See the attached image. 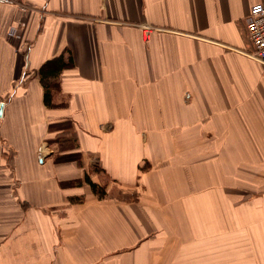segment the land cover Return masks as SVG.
<instances>
[{
  "label": "crops",
  "instance_id": "crops-1",
  "mask_svg": "<svg viewBox=\"0 0 264 264\" xmlns=\"http://www.w3.org/2000/svg\"><path fill=\"white\" fill-rule=\"evenodd\" d=\"M254 3H0V264H264Z\"/></svg>",
  "mask_w": 264,
  "mask_h": 264
},
{
  "label": "built area",
  "instance_id": "built-area-1",
  "mask_svg": "<svg viewBox=\"0 0 264 264\" xmlns=\"http://www.w3.org/2000/svg\"><path fill=\"white\" fill-rule=\"evenodd\" d=\"M22 0H0L3 4L21 3ZM246 36L251 44L250 56L264 62V3H254L250 6L245 24ZM149 29L144 33L148 35Z\"/></svg>",
  "mask_w": 264,
  "mask_h": 264
},
{
  "label": "rangeland",
  "instance_id": "rangeland-1",
  "mask_svg": "<svg viewBox=\"0 0 264 264\" xmlns=\"http://www.w3.org/2000/svg\"><path fill=\"white\" fill-rule=\"evenodd\" d=\"M61 149H62L61 147L58 148V147H55L54 145L52 146L51 144H48V145L45 144V145L40 146L38 148L37 158L42 159V158H45L47 155H49V156L51 155V156H54L55 159H58L59 163H62L61 160L64 159L67 162V161L72 160L73 156H75V154H69V155L63 154ZM75 159H76V157H75ZM98 175L101 176L103 182H106L104 177H102V174L100 172H98ZM115 190L116 189H114L113 191H115ZM95 193L99 197L105 198V199H108V198L112 197V195H113L111 192L109 194L106 193L105 186H103V185H97ZM124 193H126V192H124ZM126 195L127 194H124L123 197H126Z\"/></svg>",
  "mask_w": 264,
  "mask_h": 264
},
{
  "label": "trees",
  "instance_id": "trees-1",
  "mask_svg": "<svg viewBox=\"0 0 264 264\" xmlns=\"http://www.w3.org/2000/svg\"><path fill=\"white\" fill-rule=\"evenodd\" d=\"M64 66H65V62L62 61V58L60 56L55 58L53 61L47 62L44 65V67H42L40 70V79L42 83L43 84L46 83L45 82L46 78L56 76L59 73L60 69H62ZM44 99L47 101V94L46 97H44ZM87 181L90 187L92 188V190L96 191L97 185L91 182L89 179Z\"/></svg>",
  "mask_w": 264,
  "mask_h": 264
},
{
  "label": "water",
  "instance_id": "water-1",
  "mask_svg": "<svg viewBox=\"0 0 264 264\" xmlns=\"http://www.w3.org/2000/svg\"><path fill=\"white\" fill-rule=\"evenodd\" d=\"M2 112V106L0 105V113Z\"/></svg>",
  "mask_w": 264,
  "mask_h": 264
},
{
  "label": "bare ground",
  "instance_id": "bare-ground-1",
  "mask_svg": "<svg viewBox=\"0 0 264 264\" xmlns=\"http://www.w3.org/2000/svg\"><path fill=\"white\" fill-rule=\"evenodd\" d=\"M26 2V1H25Z\"/></svg>",
  "mask_w": 264,
  "mask_h": 264
}]
</instances>
